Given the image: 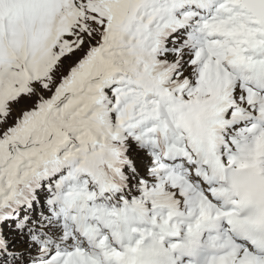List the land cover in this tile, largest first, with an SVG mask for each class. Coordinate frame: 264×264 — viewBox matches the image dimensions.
<instances>
[{"label":"snow or ice","instance_id":"snow-or-ice-1","mask_svg":"<svg viewBox=\"0 0 264 264\" xmlns=\"http://www.w3.org/2000/svg\"><path fill=\"white\" fill-rule=\"evenodd\" d=\"M0 264H264V0H0Z\"/></svg>","mask_w":264,"mask_h":264}]
</instances>
